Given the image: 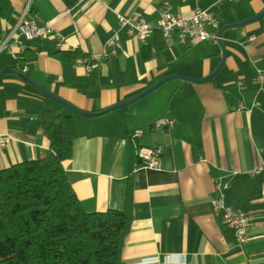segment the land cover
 <instances>
[{
  "label": "crops",
  "instance_id": "crops-1",
  "mask_svg": "<svg viewBox=\"0 0 264 264\" xmlns=\"http://www.w3.org/2000/svg\"><path fill=\"white\" fill-rule=\"evenodd\" d=\"M26 6L38 25L50 24L60 33L63 45L57 49L55 37L32 41L33 49L17 59L0 57V68L13 67L74 106L95 112L166 75L206 77L221 60L215 40L189 44L158 32L145 40L129 37L118 15L153 25L162 13L187 16L209 9L220 27L260 12L264 0H9L0 40L13 31ZM115 31L121 35L116 56L94 62L88 72L58 55L99 53ZM222 45L224 62L208 81L169 79L127 106L88 118L13 74L2 75L0 136L10 141L0 148V169L53 153L44 123L50 111L61 108L77 130L63 167L82 208L122 210L126 199L130 202L120 264H264V175L249 173L264 163V93L253 80L256 68L264 70V14L225 30ZM239 104L245 109L234 110ZM158 119H169L172 126L152 128ZM134 131L141 132L137 146L160 147L156 168L135 161L129 139ZM216 181L228 185L225 203L248 217L242 243L211 207Z\"/></svg>",
  "mask_w": 264,
  "mask_h": 264
},
{
  "label": "trees",
  "instance_id": "trees-1",
  "mask_svg": "<svg viewBox=\"0 0 264 264\" xmlns=\"http://www.w3.org/2000/svg\"><path fill=\"white\" fill-rule=\"evenodd\" d=\"M8 7L0 0V18ZM44 130L53 153L0 169V264H120L130 202L122 210L85 211L63 167L77 137L73 117L50 111Z\"/></svg>",
  "mask_w": 264,
  "mask_h": 264
},
{
  "label": "built area",
  "instance_id": "built-area-1",
  "mask_svg": "<svg viewBox=\"0 0 264 264\" xmlns=\"http://www.w3.org/2000/svg\"><path fill=\"white\" fill-rule=\"evenodd\" d=\"M118 22L120 29H123L129 37L145 40L155 32H158L164 38L175 37L178 41L189 44L208 39L215 40L217 38L215 32L219 27L215 19V13L209 9H196L191 15L187 16L167 12L162 13L153 25L140 17L129 18L121 15H118ZM207 25L212 27V31L207 30ZM50 37L56 38L55 47L60 49L63 45L60 33L50 24L38 25L34 19L29 17L28 6H26L13 31L0 40V53L6 52L11 58L17 59L26 50L33 49L30 42ZM120 47L121 35L119 31H115L108 38L106 46L101 52L94 53L89 57L75 56L73 63L76 66H82L84 71L88 72L91 70L94 62L116 56ZM71 49H74V47H71ZM253 80L257 86V90L264 93V70L256 68ZM233 109L241 111L245 107L239 104ZM171 126L172 121L169 119H158L152 124V128L154 129H168ZM140 135V131H134L129 135L139 166L150 169L156 168L161 155V149L157 146H137L135 139ZM9 141V137L0 136V148L4 147ZM249 173L252 175L263 173L264 175V163L253 167ZM227 186V183L216 181L217 194L210 201L211 207L213 211L221 214L224 224L232 230L234 241L242 243L246 239L248 217L243 210L225 203L223 191ZM260 195L264 199V181L260 189ZM156 260L154 258V261Z\"/></svg>",
  "mask_w": 264,
  "mask_h": 264
},
{
  "label": "water",
  "instance_id": "water-1",
  "mask_svg": "<svg viewBox=\"0 0 264 264\" xmlns=\"http://www.w3.org/2000/svg\"><path fill=\"white\" fill-rule=\"evenodd\" d=\"M263 14H264V9H262L260 12L254 14V15H252V16H250V17H248L242 21H239L236 23L221 25L216 30L215 34H216L217 38L215 39V41L219 44V46L221 48V60L218 63V65L215 67V69L206 77L194 78V77L177 75V74L166 75V76L161 77L160 79H158L157 81H155L153 84H151L147 88L143 89L142 91H140V92H138L132 96H129L125 99H122L113 105H110L104 109H101V110L95 111V112L85 111V110H82V109L74 106L73 104H71V103L65 101L64 99L58 97L57 95L51 93L47 89L41 87L40 85H38L37 83H35L31 79L27 78L22 72H19L18 70H16L13 67L0 68V77L4 74H7V73L13 74L16 77H18L21 81L31 85L32 87H34L37 91H39L43 95L53 99L54 101L58 102L60 105H62L63 107H66L67 109L71 110L72 112H74V113H76L82 117H87V118L88 117H95V116H99V115H102L104 113H107L109 111L127 106L128 104H130V103L142 98L143 96L147 95L148 93H150L151 91L156 89L159 85H161L163 82H165L166 80H169V79H183V80H187V81H191V82H197V83L208 81L221 68V66L224 62V49H223V45H222V34H223V32L229 28L240 27V26H243L244 24H246L248 22L259 19Z\"/></svg>",
  "mask_w": 264,
  "mask_h": 264
},
{
  "label": "rangeland",
  "instance_id": "rangeland-1",
  "mask_svg": "<svg viewBox=\"0 0 264 264\" xmlns=\"http://www.w3.org/2000/svg\"><path fill=\"white\" fill-rule=\"evenodd\" d=\"M0 57H8V59H10V57L6 54V52H2L0 53Z\"/></svg>",
  "mask_w": 264,
  "mask_h": 264
}]
</instances>
